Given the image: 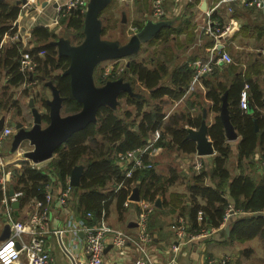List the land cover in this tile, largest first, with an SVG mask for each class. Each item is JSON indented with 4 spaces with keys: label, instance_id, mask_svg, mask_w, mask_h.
<instances>
[{
    "label": "crops",
    "instance_id": "1",
    "mask_svg": "<svg viewBox=\"0 0 264 264\" xmlns=\"http://www.w3.org/2000/svg\"><path fill=\"white\" fill-rule=\"evenodd\" d=\"M5 1L19 7L17 18L12 22L18 36L13 38L10 31H6L0 37V47H8L18 40L22 43L23 48L31 49L34 46H41L51 41L57 50L58 56H62L60 52L63 47L76 46L82 42L85 36L84 27L82 36H78L74 30L67 29L66 24L62 23L63 17L58 14L57 9L64 6L69 0ZM86 2L91 6L100 5L97 13L99 39L115 47L131 43L132 36L136 33L133 27L139 30L147 20L151 19L152 0H86ZM219 2L221 0H163L162 5L165 15L160 20H165L167 24L151 39L140 42L137 50L131 55L119 59L105 60L123 61V65L118 63L119 66L123 67V70L128 66L130 60L142 62L149 68L164 65L166 78L161 81L168 86L172 85V77L179 78L178 71L184 72L190 78L189 83L182 86L183 92L179 97L164 94L158 98H153L151 97V90L146 88L137 79L136 75L130 76L131 73L129 74L134 79V83L118 77L116 79H120L125 83L127 89L122 91V95L118 94L115 99L112 108L117 114L128 111L130 118L139 122L144 112L149 113L156 107L162 115V124H167L173 117L177 118L182 114L192 118L200 117V125L202 121H205L206 128L214 122L216 115L219 113L211 109L212 101L206 97L207 81H222L230 84L233 73L240 70L243 72L252 62L257 64L262 62L264 64V5L260 9L238 7L234 9V12L228 13L222 3L219 5ZM209 20L232 23L233 28L227 39L226 50L230 55L235 53L237 62H230L217 67L212 73L205 74L192 81V73L189 69L190 62L197 59H206L212 46L211 38L203 28ZM39 27L50 29L53 37H44L43 32H37L33 35L32 31ZM43 53L44 51H40L39 55L42 56ZM102 62L96 64L92 71V81L95 87H101L108 81H112L101 78L100 74L103 69H100V64ZM231 63H235L237 67L234 71H230V75L225 76L226 66ZM31 73L34 75V70ZM106 73L109 76L115 71L110 68ZM54 89H57V87L51 79L40 78L38 75L18 85H11L7 75L5 73L0 74V119H3V126H10L12 129L11 135L3 143L2 152L7 156L9 165L13 166L15 171L19 170L21 161L24 160L23 151L30 150L33 146L28 141H22L18 146L14 145L17 129L12 123L21 122L30 127L35 122L36 114L39 113L41 115V127H45L47 123L42 118L49 111L46 101L52 99ZM224 95L227 101L226 93ZM137 103L140 104V108H138ZM60 114L61 116L70 114L63 111V102ZM204 114L205 116H203ZM200 125L197 127L186 125L187 134L188 130H197ZM207 137L210 140L208 135ZM239 138L238 134L235 139L226 138L231 149L228 159L230 180L237 174H246L250 168L244 164L243 160L238 165L237 144ZM186 139H189L187 135ZM192 141L195 143V152H182L174 144H164L154 154L152 173L156 177H166L171 170L174 173L173 181L165 182L164 188L154 193V201L141 197L139 191L141 180H136L131 184V191L127 199L120 206L117 204V199H113L108 205L106 215L105 211L102 212L100 219L102 218L107 225L133 236L137 232L138 215L145 204H149L152 207V212L149 217L148 228L153 239L147 249L153 264H163L171 257L175 259L176 264H212L213 260L225 254L231 257V264H264V232L250 238L232 239L225 231V226L222 229L220 227L208 228V233H210L205 236L199 234V232L190 231L188 210L192 207V203L188 186L192 183L193 177L199 172L194 168V161L196 158L199 159L201 163L200 170L205 171L207 175L205 183L211 185L212 182L208 175L213 167V157L215 156V152L198 155L196 141ZM23 144L26 146L24 149H22ZM260 152L261 149L257 145L253 158L257 165L254 175H256L258 182L262 178L264 179V171L257 163ZM54 157L55 154L36 164L46 167ZM67 182H69V177ZM152 182L155 183L156 179H153ZM11 183L12 178L9 182L10 190H12ZM159 185L158 181L155 185H152V191ZM60 186L61 184L58 182L52 184L55 194L59 191ZM120 186V183L117 184L110 180L102 190L114 189L117 191ZM133 193H137L135 199L131 198ZM1 198L0 193V241L10 233V229L9 233H6L5 228L9 224L4 214ZM70 198L71 201H67L65 205H60L56 200L49 203V228L51 230L72 227L75 221L82 217L80 215L82 213H77L75 210L74 199L71 196ZM17 201L18 204H14V202L11 204L13 218L15 220H25L32 209L30 201H22L21 198ZM125 202L127 203L125 204ZM198 203L205 204L206 200L198 196ZM201 218L202 213L199 211L197 213L198 223H200ZM180 219L184 221L186 231L183 236L178 237L176 228ZM65 240L75 254L80 257L85 256L82 231L65 232ZM175 244L178 247L176 251H173L172 246ZM45 246L52 256L53 264H69V261L59 249L56 236L52 232L45 234ZM139 257L140 254L133 243L129 242L123 249H117L110 243V240L106 241L102 254V260L105 264H134V261Z\"/></svg>",
    "mask_w": 264,
    "mask_h": 264
},
{
    "label": "trees",
    "instance_id": "2",
    "mask_svg": "<svg viewBox=\"0 0 264 264\" xmlns=\"http://www.w3.org/2000/svg\"><path fill=\"white\" fill-rule=\"evenodd\" d=\"M18 12V6L0 0V37L8 30L13 35L15 27L12 22L17 18ZM84 17V11L74 8L70 10L68 16L62 18V23L66 24L67 29H72L78 36H82ZM37 32H43L44 37H53L52 32L47 28L39 27L33 30L32 34ZM40 51H44L42 56L39 55ZM25 52L35 62L34 75L27 74L19 68L21 54ZM68 65L69 57L58 56L51 41L31 49L23 48L18 40L8 47H0V74L7 75L9 84L18 85L37 75L40 78L51 79L60 96L63 97V111L74 113L79 111L82 105L71 95L69 76L62 73ZM236 67L235 63L229 64L226 66L227 71L224 68L226 72L224 75H230V71H234ZM189 69L193 77V69L191 67ZM58 71L60 73L57 74ZM177 73L179 78L172 77V85L168 86L161 81L166 78L164 65L149 68L142 62L130 60L128 66L119 75L113 73L107 76V79L122 77L123 80L134 83V79L130 76L136 75L137 79L151 90V97L158 98L164 94L179 97L183 92L182 86H186L190 78L184 72ZM207 85L206 97L212 101L211 109L216 113H219L223 94L226 93L229 119L240 137L237 144L238 165L243 160L250 168L248 167L249 171L246 174H237L230 180L228 159L231 149L226 140L223 123L217 114L214 122L206 128L215 152L213 167L208 175L212 184L205 183L206 172L200 170L188 186L192 203V207L188 210L190 231L198 233L201 229L219 228L223 222L225 208L230 203L235 209L250 214L230 219L229 237L250 238L264 232V216L259 214L264 212V179L257 181L254 175L257 165L253 158L257 145L261 149L260 157L264 158V64L250 63L243 72L240 70L233 73L230 84L208 80ZM245 85H247L248 107L242 109L239 100ZM119 94L122 95V91ZM137 106L140 108L139 103ZM42 119L48 123V113H45ZM200 121V117L192 118L182 114L177 118L173 117L169 123L162 124V115L155 107L149 113L144 112L140 121L136 122L130 118L128 111L117 114L112 107L102 105L97 109L95 122L75 131L56 148L55 157L51 159L49 165L42 167L22 160L19 170L11 176L12 188L23 192L20 197L22 201L41 199L44 197L47 185L52 186L54 182H58L61 184L60 189L64 188L73 167L82 165L79 185L71 186L70 196L75 201L77 213H82L80 215L84 216L85 212H92L93 219L89 222L98 224L101 213L105 211L106 215L108 205L113 199H117L118 206L127 199L134 181L141 180L139 185L141 197L154 201V193L163 189L165 182L174 179L173 170L166 177H156L152 173L153 159L150 169H136L130 177H125L116 163L117 154L144 147L151 134L157 129L160 131V136L156 146L174 144L182 152H195V143L186 139V125L197 127ZM153 179H156L160 185L152 191L151 186L156 184L152 182ZM110 180L121 184L117 191L102 190ZM198 196L204 198L206 203H198ZM70 199L69 197L68 201H71ZM199 211L202 213L200 223L197 221Z\"/></svg>",
    "mask_w": 264,
    "mask_h": 264
},
{
    "label": "built area",
    "instance_id": "3",
    "mask_svg": "<svg viewBox=\"0 0 264 264\" xmlns=\"http://www.w3.org/2000/svg\"><path fill=\"white\" fill-rule=\"evenodd\" d=\"M162 1L152 0L151 20H160L165 15ZM220 3L224 6L226 12L232 13L238 7L260 9L264 5V0H221L219 5ZM86 7V0H69L57 10L61 17H66L70 13V10L80 8L85 12ZM203 28L211 38L212 46L206 59H197L190 62V67L193 69L192 81L199 79L205 74L212 73L217 67L232 62V57L226 50L227 39L233 28L232 23L209 20ZM133 30L135 32L138 31L136 27H133ZM12 36L13 38H17V31ZM19 68L25 73H31L34 70L35 62L28 53L21 54ZM239 105L242 109H247L248 107L247 85H245L240 93ZM11 133L12 129L10 126H2L0 128V193L2 195V207L10 229L9 235L0 241V264H53L52 256L45 246V234L50 232L56 236L57 245L69 261V264H105L102 260V254L107 240H110V243L117 249H123L129 242L133 243L140 254V257L134 261V264H153V260L147 249V246L153 239L148 228L149 217L152 212V207L149 204H145L144 208L140 211L137 218V232L133 236L107 225L102 218L98 224L90 223L89 221L93 219V214L90 211L85 212L84 216L79 217L72 227L51 230L49 228V203L56 200L60 205L66 204L71 195V185L67 182L66 186L59 189L56 194L52 186L47 185L43 198L30 200L32 209L28 217L25 220H15L11 212V204L16 202L23 195V192L12 188L13 194L9 195V190L11 189L9 182L15 170L13 166L9 165L7 156L2 152L3 143ZM159 136L160 131L157 129L151 134L144 147L117 154L116 163L122 169L125 177H130L136 169L144 170L152 167L151 160L159 149L155 145ZM24 160L36 164L29 159H25V156ZM258 164L261 170L264 171V158L259 157ZM200 167L201 163L196 158L194 168L200 171ZM247 213L249 212L235 209L228 203L220 228L222 229L227 225L231 218L244 216ZM259 214L264 216V212H260ZM67 231L83 232L84 257L75 254L71 246L66 242L65 232ZM185 231V223L180 219L177 224L176 235L181 237L185 234ZM208 231L207 229H201L199 234L205 236L210 233ZM177 247L178 245H173V251H176ZM163 264H176V262L171 257ZM212 264H231V257L227 254L222 255L213 260Z\"/></svg>",
    "mask_w": 264,
    "mask_h": 264
},
{
    "label": "water",
    "instance_id": "4",
    "mask_svg": "<svg viewBox=\"0 0 264 264\" xmlns=\"http://www.w3.org/2000/svg\"><path fill=\"white\" fill-rule=\"evenodd\" d=\"M100 5L87 3L84 17V38L76 46H65L60 54L69 57V65L64 70V74L69 76L70 90L73 98L80 102L82 107L79 111L61 116L60 110L63 98L57 89L53 90V97L47 100L49 106V122L45 127H41V115L35 116V122L28 127L23 123L13 122L17 129L14 137V145L18 146L22 141H28L33 146L32 149L23 153L25 159L34 163H39L53 156L56 148L62 144L75 131L84 128L96 120L97 109L102 105L113 107L116 97L121 91L127 89L126 84L120 79L108 81L101 87H95L92 81V71L96 64L105 60L119 59L131 55L137 50L140 42H146L156 35L163 26L167 24L165 20H147L138 31L132 36L131 43L121 47L102 42L99 39V25L97 13ZM219 117L223 123L225 136L227 139H235L237 132L233 128L227 109L226 96L222 97ZM205 116V114L203 115ZM3 119H0V128L3 126ZM187 138L196 141V152L198 155L213 153L212 142L206 135V123L201 122L197 130H188ZM83 166L73 167L69 184L78 186ZM13 191L9 190V195ZM137 193H133L131 198H136ZM16 201L14 204H18ZM6 233H9V225L6 226ZM228 233L229 225H225ZM8 236V235H7ZM6 236V237H7ZM5 237V238H6Z\"/></svg>",
    "mask_w": 264,
    "mask_h": 264
},
{
    "label": "rangeland",
    "instance_id": "5",
    "mask_svg": "<svg viewBox=\"0 0 264 264\" xmlns=\"http://www.w3.org/2000/svg\"><path fill=\"white\" fill-rule=\"evenodd\" d=\"M231 56H232V62H237L236 61L237 57L235 56V53L234 54L231 53ZM239 60H240V57H239ZM118 63L119 64L122 63V65H123V61H105V62H102L100 64V69H103V71L101 72L100 76L106 81L109 80V79H107L108 74L106 72L110 68H111V70L114 69L116 75H119L121 73V71L123 70V67H121V65L119 66ZM25 147H26L25 144H23L22 149H24Z\"/></svg>",
    "mask_w": 264,
    "mask_h": 264
}]
</instances>
